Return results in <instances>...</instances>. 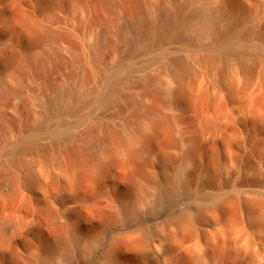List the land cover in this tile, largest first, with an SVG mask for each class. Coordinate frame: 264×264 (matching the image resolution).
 I'll list each match as a JSON object with an SVG mask.
<instances>
[{
    "label": "rangeland",
    "instance_id": "rangeland-1",
    "mask_svg": "<svg viewBox=\"0 0 264 264\" xmlns=\"http://www.w3.org/2000/svg\"><path fill=\"white\" fill-rule=\"evenodd\" d=\"M183 1L0 0V82L16 92L0 94L10 123L0 129V177L14 182L0 181V264L263 263L264 0H236L248 13L234 35L258 47L249 77L236 48L220 75L219 60L198 63L217 54L209 36L191 48L175 40L172 3ZM174 57L191 65L182 98L176 93L187 82L169 66ZM145 77L155 78L151 86ZM149 112L168 124L170 141L129 161V140L151 134ZM195 141L202 147L194 158ZM161 151L175 160L168 169L158 164ZM186 174L191 183L181 193ZM167 178L168 202L160 199ZM220 204L235 218L229 230L208 214Z\"/></svg>",
    "mask_w": 264,
    "mask_h": 264
},
{
    "label": "bare ground",
    "instance_id": "bare-ground-1",
    "mask_svg": "<svg viewBox=\"0 0 264 264\" xmlns=\"http://www.w3.org/2000/svg\"><path fill=\"white\" fill-rule=\"evenodd\" d=\"M193 1L194 0H184L182 5H179V4L176 5L175 2L172 3L174 4V12L178 13L177 18H175L177 19V23H172L175 40L177 39L179 41H183L184 43H186L187 45L186 47L191 48L193 46L194 47L197 46L203 37L209 36L210 43L208 44V46L214 49L217 54L214 58H211V59H208V58L199 59L198 63L204 67H208L212 63V60L214 59L219 60L222 63L220 71H219L220 75H222L225 70L224 61L230 55L231 50L233 48H236L237 49L236 60H237L238 66L241 69V71H243V73L247 77H249L252 74L253 69L249 64H247V59L252 54L257 53L258 47L253 46V45L251 46L249 44V41H247L248 39L247 34L237 35V36L234 35V29L239 25V23H241V21L247 15L248 13L247 10L240 7L239 4H237L236 0H223L220 3V5H218V7L216 8L210 7L207 3H204L203 7L199 9H195L191 6ZM233 8L234 10H232ZM166 9L168 11V8ZM166 12H165V15H167ZM226 14L231 15V20L229 22H227L225 19L227 17ZM168 16L170 17V14ZM101 35H104L103 31L101 32ZM136 42H140V40L137 39ZM95 51L96 53H98L97 50ZM251 63H255V62H251ZM169 66L173 69L175 68L180 74H182L185 77V80L191 75L190 61H188L185 58L174 57L169 61ZM263 75H264V70H263ZM154 81H155V78L153 79V77H145L142 80V83L145 84L146 86H151ZM186 84L187 86L186 85L185 86L187 89L184 87L185 88L184 90L177 91L176 97L182 98L184 95H186L188 90L191 89L190 88L191 82L188 81ZM138 85L140 86V84ZM262 90H264V87H262ZM5 91L6 89L4 85L0 82V94L4 93ZM6 92L9 95L16 94L15 91H11V92L6 91ZM64 94L66 97H69V98H72L74 96V92L72 90H68ZM172 97L174 98V91L172 92ZM139 103H140L139 100H135L131 102V107L136 109ZM257 105H258V102L255 101L253 108L255 109ZM60 109H64V107L58 106L56 108L57 111ZM147 116H148V120H149L150 127H151V134L144 135L141 137L135 136L129 140L128 143L134 146V149L130 150L128 153L127 160L129 159V161H134L139 156H143L144 154L148 153L149 150H151L152 148H158L161 150V148H163V146L168 144L170 141L171 130L168 127V124L165 122V120L157 117L153 112H149ZM9 126H10V123L6 122L3 119V117L0 115V129H5L6 127H9ZM95 129L97 128L95 127ZM104 130L107 131L106 129ZM257 131L264 132V117L261 118V123H260V126L257 128ZM96 141L94 139L90 140V144H91L90 147L91 146L95 147V145L98 143ZM262 144L263 142L259 143L258 150L262 149ZM201 147L202 146L197 141H195L189 151V156H192L194 158L197 157L199 155ZM27 148L28 147L26 146L21 147L18 151V154L20 155ZM35 148L38 149V147H35ZM41 150L43 151L44 149H41ZM214 155H215L214 151L210 150V152H208V158L210 161L214 159ZM174 161L175 160L171 156H169L168 154L162 151L158 154V164L163 169H168L170 166L174 165L173 164ZM191 176L192 175L190 174H186L183 176V180L181 182V187H180L181 193L186 191V189L189 187L191 183ZM169 179L168 178L166 179L165 181L166 184L164 185L160 193V199H163L166 202L173 200L174 198V183L171 182V180ZM3 180L9 181L10 183H14L11 176L7 173H4L0 177V181H3ZM248 181L254 182V180H248ZM36 182L37 180L34 178L30 170L26 168L24 183L32 186L36 184ZM246 182H247L246 180L242 179L239 181V185H242ZM243 202L245 204H252L254 203V200H244ZM222 204L218 205L217 207L213 209L208 210V214L215 220H218V219L223 220L226 225L225 229L229 230L230 227L235 223V218L233 216H229V217L225 216L223 208H222ZM178 221H179L178 223L180 224L183 223L181 217L178 219ZM77 245H80V243L78 242ZM106 256H108L109 261L111 262L117 259V254H116L115 249L110 250L106 254ZM66 261L67 262L71 261V257L70 255L68 256V254H67ZM41 264H47V261L44 259ZM262 264H264V261Z\"/></svg>",
    "mask_w": 264,
    "mask_h": 264
}]
</instances>
